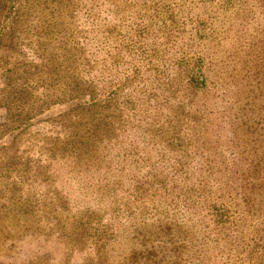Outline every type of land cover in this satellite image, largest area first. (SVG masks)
<instances>
[{"label": "trees", "instance_id": "1", "mask_svg": "<svg viewBox=\"0 0 264 264\" xmlns=\"http://www.w3.org/2000/svg\"><path fill=\"white\" fill-rule=\"evenodd\" d=\"M71 11L93 17L91 55L84 41L71 50V95L90 98L71 110V174L91 183L72 185L71 243L56 238L57 252L67 264H264V0H71ZM100 47L119 68L98 90L97 74L72 71ZM130 134L139 150L117 161L116 181L108 148Z\"/></svg>", "mask_w": 264, "mask_h": 264}, {"label": "rangeland", "instance_id": "2", "mask_svg": "<svg viewBox=\"0 0 264 264\" xmlns=\"http://www.w3.org/2000/svg\"><path fill=\"white\" fill-rule=\"evenodd\" d=\"M92 18L89 11L73 13L71 0H0V30L6 32L0 41L6 65L0 67L15 77L12 85L9 72L0 78V264H67L56 238L71 243L72 185L91 183L88 171L71 174V110L90 100L71 95V50L84 41L91 55ZM104 22L100 16L101 30ZM106 52L98 48L92 54L97 63L85 58L72 77L87 81L97 74L98 90L107 85L119 66H109ZM77 122L72 125L81 129ZM132 138L108 148L116 181L127 174L117 161L133 163L139 150ZM119 257L117 248L112 259Z\"/></svg>", "mask_w": 264, "mask_h": 264}]
</instances>
